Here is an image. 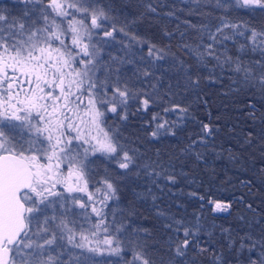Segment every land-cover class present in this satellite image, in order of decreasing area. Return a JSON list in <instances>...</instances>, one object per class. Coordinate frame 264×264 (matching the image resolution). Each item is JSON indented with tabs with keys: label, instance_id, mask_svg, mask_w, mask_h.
<instances>
[{
	"label": "snow or ice",
	"instance_id": "obj_1",
	"mask_svg": "<svg viewBox=\"0 0 264 264\" xmlns=\"http://www.w3.org/2000/svg\"><path fill=\"white\" fill-rule=\"evenodd\" d=\"M140 2L145 11L138 15L111 0H12L0 8V264H264V216L241 215L247 230L223 228L221 243L202 212L188 217L173 199L183 195L174 186L187 175L175 161L202 162L215 151L219 128L196 113L208 105L205 89L224 77L226 96L247 97L237 110L245 123L240 148L259 143L264 154V103L257 110L264 102V20L260 27L251 22L264 14V0H180L198 19L181 20L184 30L162 29L169 41L163 46L137 26L164 5ZM177 34L181 55L171 48ZM130 116L140 118L148 141L175 138L190 120L200 130L165 162L159 150L152 159L129 141ZM229 158L239 160L234 152ZM125 188L132 198L121 207ZM232 188L248 191L209 199L212 211L230 214L236 203L255 214L247 199L252 181ZM149 201L158 228L135 223L140 203Z\"/></svg>",
	"mask_w": 264,
	"mask_h": 264
},
{
	"label": "trees",
	"instance_id": "obj_2",
	"mask_svg": "<svg viewBox=\"0 0 264 264\" xmlns=\"http://www.w3.org/2000/svg\"><path fill=\"white\" fill-rule=\"evenodd\" d=\"M108 3L109 0H104ZM114 6L123 11L124 13H133L138 15L140 12H144L145 8L140 0H111ZM152 3L157 5L162 3L164 6L159 7L160 16H155L152 13H146L144 21L137 26V31L141 35H146L150 39L154 40L161 46L168 44V38L162 33V29L165 27L168 31L172 32L176 30L177 24H180L181 20H190L195 22L198 17L195 15H188V5L182 4L180 0H152ZM176 8L183 9L175 12V17L164 16V12L173 11ZM219 15V13H217ZM234 19H240L241 17H233ZM243 19L248 20L249 17L244 16ZM264 20V14H260L251 18V22L254 26L260 27L259 21ZM185 25L180 24V30L185 29ZM190 31V30H189ZM178 34L171 40V48L173 52L181 55L178 51ZM118 47V46H117ZM233 54L235 49H232ZM114 54L120 55L113 49ZM147 55V52L144 53ZM230 80L224 77L222 83H216L209 85L206 91V98L208 105H201L200 110L196 113L199 120L210 123L214 129L219 128V131L215 133L214 138L211 139V147L215 151H208L205 153L204 161L198 162L194 159L189 160L188 157L183 156L179 160H176V167L179 171H183L186 176H179L178 183L174 186V191L183 195H177L173 199L180 201L183 204V208L179 211L182 214H187L188 217H194L195 214L203 213L202 221L208 231L212 232L215 240L223 242L221 240V230L228 228L236 231H246L245 221L240 219L241 215H245L246 219H252L253 216L259 218L264 216V173L260 170L264 168V154L260 150V145L257 143L251 149H241L237 142V134L239 128L244 127L243 116L238 115V109H244L246 106L243 103L247 99L244 95L237 96L235 93L228 92V85ZM162 89L167 87V81L162 82ZM237 103H233V101ZM264 102H257V110L259 112L261 104ZM210 113V115H209ZM174 118V117H173ZM150 119V115L145 117ZM239 121V123H238ZM235 127L236 133L229 132L230 128ZM141 123L138 116H130L129 123L124 128V134L128 137L129 141L136 140L138 146L142 151L147 153V157L155 159V154L159 150L164 161L167 162L168 158L172 155L179 156L180 149L184 143L188 140L189 135L198 132L200 125L195 121H188L186 126L181 130L178 129L177 137L165 136L156 141H148L144 133L140 130ZM258 130V129H257ZM139 137V139H136ZM234 152L239 156V160H232L229 158V153ZM217 154H220L217 158ZM186 161V162H182ZM99 177L96 168L92 171V181H96ZM251 180L252 181V195L247 196V199L253 204L256 209V213L249 212L243 205L234 203L229 212H213L214 205L210 204L209 199H215L217 201L227 200L232 198V193L240 195L241 192L247 193L248 189L243 188L236 190L232 188V185L238 184L239 180ZM188 181H192L189 183ZM137 190H142L143 185L140 182L135 184ZM220 189H227V191H220ZM189 192H196L199 195L205 197V200L201 201L198 197H189ZM81 195V194H75ZM122 200L120 206L124 207L128 201L132 198L130 189L125 188L122 193ZM82 199L87 201V196H82ZM171 201L166 196L163 204L168 205ZM201 204L204 208H201ZM175 210V205H171ZM77 212L81 211L76 209ZM89 214L90 208L88 209ZM95 219L94 216L91 217ZM111 220V216H109ZM136 224H140L153 229L158 228V221L151 210V202L140 203L139 212L135 219ZM87 223L84 224V228H88ZM258 231V229H257ZM207 236H203L202 240H207ZM219 250V244H217ZM78 251V250H75ZM207 264V262H206Z\"/></svg>",
	"mask_w": 264,
	"mask_h": 264
},
{
	"label": "flooded vegetation",
	"instance_id": "obj_3",
	"mask_svg": "<svg viewBox=\"0 0 264 264\" xmlns=\"http://www.w3.org/2000/svg\"><path fill=\"white\" fill-rule=\"evenodd\" d=\"M12 0H0V8L10 7Z\"/></svg>",
	"mask_w": 264,
	"mask_h": 264
},
{
	"label": "rangeland",
	"instance_id": "obj_4",
	"mask_svg": "<svg viewBox=\"0 0 264 264\" xmlns=\"http://www.w3.org/2000/svg\"><path fill=\"white\" fill-rule=\"evenodd\" d=\"M94 169H95V167L93 168V170H94ZM93 170H92V171H93ZM97 179H99V177H97L96 180H97ZM92 183L94 184L95 181H94V182L92 181ZM90 187H91V186H90ZM76 194H78V193H76ZM65 195H67V194H65Z\"/></svg>",
	"mask_w": 264,
	"mask_h": 264
}]
</instances>
